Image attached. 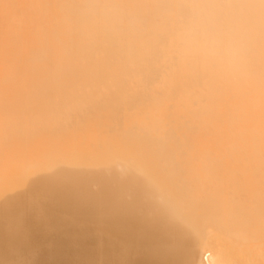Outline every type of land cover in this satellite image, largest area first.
Wrapping results in <instances>:
<instances>
[{
  "label": "bare ground",
  "instance_id": "obj_1",
  "mask_svg": "<svg viewBox=\"0 0 264 264\" xmlns=\"http://www.w3.org/2000/svg\"><path fill=\"white\" fill-rule=\"evenodd\" d=\"M0 264H264V0H0Z\"/></svg>",
  "mask_w": 264,
  "mask_h": 264
},
{
  "label": "rangeland",
  "instance_id": "obj_2",
  "mask_svg": "<svg viewBox=\"0 0 264 264\" xmlns=\"http://www.w3.org/2000/svg\"><path fill=\"white\" fill-rule=\"evenodd\" d=\"M244 241H247V239L243 240L242 242H244ZM206 242H209V239H206ZM228 248L231 250V247L228 246ZM238 248H239L240 250H244V249H246V247H245L244 244L240 245ZM205 250H206V249L204 248V251H205Z\"/></svg>",
  "mask_w": 264,
  "mask_h": 264
}]
</instances>
